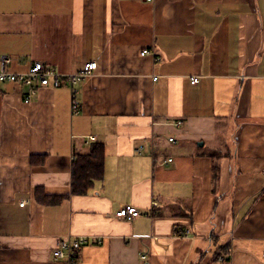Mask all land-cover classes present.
Masks as SVG:
<instances>
[{
  "label": "crops",
  "instance_id": "obj_1",
  "mask_svg": "<svg viewBox=\"0 0 264 264\" xmlns=\"http://www.w3.org/2000/svg\"><path fill=\"white\" fill-rule=\"evenodd\" d=\"M263 44L264 0H0L6 70L97 65L77 115L65 80L0 83V264H68L67 235L76 264H264Z\"/></svg>",
  "mask_w": 264,
  "mask_h": 264
},
{
  "label": "built area",
  "instance_id": "obj_2",
  "mask_svg": "<svg viewBox=\"0 0 264 264\" xmlns=\"http://www.w3.org/2000/svg\"><path fill=\"white\" fill-rule=\"evenodd\" d=\"M146 2H152L153 0H145ZM264 49V44H263ZM149 51L144 50L141 55H148ZM10 63L9 59L4 57L1 59L0 64V83L10 82L21 84L28 89L25 95V103H30L33 97L36 95L39 87H53L58 88L62 85V80H65L70 92H71V111L73 115L80 113V103L78 101L77 86L82 82L90 79L94 76L97 65L95 62L85 63L83 69L75 74L62 75L55 69L44 65L43 63H35L27 72L15 73L6 70V66ZM157 80V77H154ZM199 82L198 77H194L191 80L192 85H196ZM86 143L97 142L96 137L87 138ZM171 144H176L173 138L169 139ZM172 160H169L171 162ZM24 203L21 204L23 206ZM157 207V204H153ZM141 212L134 207H124L115 214V218L118 220L130 221L134 218L140 217ZM180 236V235H179ZM90 237L87 236H74L67 235L62 238L57 247L53 250V257L56 260H65L68 264H76L78 251L88 244Z\"/></svg>",
  "mask_w": 264,
  "mask_h": 264
},
{
  "label": "trees",
  "instance_id": "obj_3",
  "mask_svg": "<svg viewBox=\"0 0 264 264\" xmlns=\"http://www.w3.org/2000/svg\"><path fill=\"white\" fill-rule=\"evenodd\" d=\"M102 147H95L89 156H79L73 165V191L84 192L103 176ZM219 259V258H217Z\"/></svg>",
  "mask_w": 264,
  "mask_h": 264
}]
</instances>
